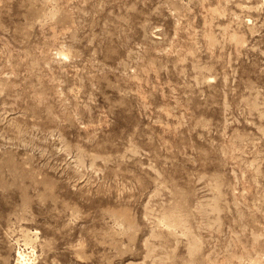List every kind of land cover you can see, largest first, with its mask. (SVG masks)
<instances>
[{"label":"rangeland","instance_id":"rangeland-1","mask_svg":"<svg viewBox=\"0 0 264 264\" xmlns=\"http://www.w3.org/2000/svg\"><path fill=\"white\" fill-rule=\"evenodd\" d=\"M0 264H264V0H0Z\"/></svg>","mask_w":264,"mask_h":264},{"label":"bare ground","instance_id":"bare-ground-1","mask_svg":"<svg viewBox=\"0 0 264 264\" xmlns=\"http://www.w3.org/2000/svg\"><path fill=\"white\" fill-rule=\"evenodd\" d=\"M19 257L21 258V262L25 263V257L23 254L19 253Z\"/></svg>","mask_w":264,"mask_h":264}]
</instances>
